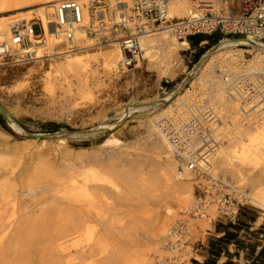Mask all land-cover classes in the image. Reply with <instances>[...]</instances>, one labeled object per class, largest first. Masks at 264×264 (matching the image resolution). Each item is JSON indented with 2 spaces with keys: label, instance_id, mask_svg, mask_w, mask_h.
I'll list each match as a JSON object with an SVG mask.
<instances>
[{
  "label": "bare ground",
  "instance_id": "bare-ground-1",
  "mask_svg": "<svg viewBox=\"0 0 264 264\" xmlns=\"http://www.w3.org/2000/svg\"><path fill=\"white\" fill-rule=\"evenodd\" d=\"M59 1L62 0H0V14L32 7L19 20L34 19L40 22L43 37L39 41L32 39L31 45L25 48L26 51H36L39 58L41 52L37 49L47 47L51 55H65L64 60L55 67L56 71L81 77L88 62L77 54L86 48V45H81L85 36L77 37L76 41L80 43L76 44L75 49L54 52L62 37L51 25L50 18ZM76 1L86 5L90 0ZM120 2L129 5L127 0ZM167 10L170 18L186 16L189 13V0H167ZM2 18L0 41H7L13 22H9L5 16ZM86 21L84 6L83 23ZM139 41V62L142 59L155 61L160 77L173 78L176 66L174 58L180 48H188L187 40H178L171 29L160 28L142 32ZM243 43L249 42L224 39L212 46L195 69L179 84V88L162 100L166 109H162L160 114L150 120L143 121V124L147 130L150 149L157 155L165 156L166 152L171 153L172 146L158 122L169 117V111L175 104H181L182 108V105L187 107L195 103L197 97L202 101L205 97L208 98L230 125L228 128L227 123H224L225 141L209 154V168L205 171L214 179L226 182L225 177H230L239 185L247 184L250 191L246 192L240 186L239 193L245 201L264 211V116H260L255 123L249 121L247 125L242 124L237 106L225 98L220 88L222 73L218 74L216 71L223 66L230 69L237 67L243 50L237 47ZM107 45L113 46V49L100 53L97 59L102 62L103 67L113 70L119 65L123 54L118 41L100 46ZM158 50L162 54L161 58L155 56ZM233 52H238V55L234 56ZM256 52L253 60L260 65V60H264V46L259 47ZM187 82L194 86L192 91L185 87ZM132 106L121 116L118 124L126 121ZM186 116L187 113L183 110L178 114L181 120L187 119ZM8 124L14 126L12 120ZM98 129L111 131L114 125ZM1 132L4 133L2 130ZM126 145L110 134L101 146L115 149ZM188 152H191V148L183 153V158L145 165L142 161L133 163L123 152L114 151L104 159H96L80 166L79 173L35 175L22 180L18 185L3 181L0 174V264H98L101 257L102 264H145L151 252L162 256L159 245L160 239L167 232V218L148 222L134 213L132 217L135 218L131 219L129 226L119 230L127 236L132 235L129 243L132 249L128 252L115 248L109 255L103 253L108 231L113 228V217L117 211L128 207L129 204L125 202L134 200L133 196H136L138 204L132 207L140 208L141 203L149 197L147 183L156 180L163 184L174 205L188 210L186 207L191 203L194 183V178L185 168L184 158H187ZM109 199H113V202L109 203ZM164 209L169 214L172 207L165 204ZM144 226L146 228L142 235L145 242L141 245L137 233L142 232Z\"/></svg>",
  "mask_w": 264,
  "mask_h": 264
},
{
  "label": "rangeland",
  "instance_id": "rangeland-1",
  "mask_svg": "<svg viewBox=\"0 0 264 264\" xmlns=\"http://www.w3.org/2000/svg\"><path fill=\"white\" fill-rule=\"evenodd\" d=\"M120 1L125 0H107V4L111 7L115 2ZM196 1L189 0V10L197 4ZM127 2L130 4L131 0H127ZM31 8L2 13L0 21L3 20V16L7 17L9 22H13L10 28L16 21L33 24L35 26L34 33L38 34L40 22L34 19L19 20L26 16L25 11ZM184 17L172 18L182 19ZM119 37H121L120 33L112 37L110 42L117 41ZM79 43L76 41V44ZM215 44L209 45L203 55ZM81 45H86V48L78 52L77 55L88 62L87 69L81 77L56 71L55 67L64 60L65 55H51L47 47L37 49L41 52L39 58H37V52L33 51L23 58L14 57L0 62V106L9 120L14 123L13 127L9 126L0 114V174H2L3 181L18 185L22 180L35 175L47 176L73 172L76 174L80 172V166L92 163L96 159H104L114 151L123 152L133 163L142 161L145 165L161 164L167 159H175L168 152L165 156L157 155L150 149L143 121L150 120L160 114L162 109H166V104L162 100L179 88V84L195 69L203 55L195 63H192L193 59L189 58L188 60L185 56L188 53L185 52L186 48H180L174 58L175 75L173 78H165L160 77L158 64L155 61L150 62L148 59H142L135 67L123 71L119 70V65L115 66L113 70H108L103 67L97 56L113 49V46L101 47V44L91 38L82 40ZM237 48H233V50ZM201 49L202 47L198 48L196 53ZM68 50L69 48L62 39L54 48V52ZM232 54L237 56L238 52ZM242 54L243 52L241 56ZM161 55L159 50L155 54L158 58H161ZM190 84L187 82L185 87L192 91L194 86H190ZM158 101V104L151 105ZM201 102L202 100L197 97L195 103ZM130 105L133 106L128 118L124 123L118 124L119 119ZM180 105H173L169 116L181 112L183 105L182 108ZM107 125H114V129L111 131L98 129ZM5 127L9 131L5 130ZM54 133L58 134L50 136ZM110 134L127 145L115 149L101 146ZM36 135H46V137L39 138L35 137ZM218 175L223 177L220 173ZM192 177L194 178L193 193L187 209L191 207L192 201L198 193L196 186L202 185L205 181L204 177L193 175ZM225 180L232 186H243L246 192L250 191L247 184L239 185L240 183L238 184L230 177H225ZM146 186L149 197H147L148 200L141 203L140 208L132 207L138 204L136 196H133L134 200L125 202V204H129L128 207L117 211L113 217V228L108 231L104 255H109L115 248L128 252L132 249L129 244L133 238L132 235L127 236L119 230L124 226H129L131 219L135 218L132 217L133 213L148 222L167 218L166 231L183 219L181 213L185 209L174 205L172 197L166 193L163 184L155 180L147 183ZM107 201L111 203L113 199ZM165 204L172 207L169 214L165 212ZM245 207L264 214L263 210L249 202ZM207 215L209 219L202 218L192 221L184 264H189V259L193 256L192 246H195L204 233L209 231L211 223L218 214L215 208L211 207ZM145 228L144 226L142 232L137 233L141 245L145 242L142 235ZM161 241L162 239H160ZM157 255L158 253L151 252L150 258L145 264H155ZM102 262L101 257L99 263L102 264Z\"/></svg>",
  "mask_w": 264,
  "mask_h": 264
},
{
  "label": "built area",
  "instance_id": "built-area-1",
  "mask_svg": "<svg viewBox=\"0 0 264 264\" xmlns=\"http://www.w3.org/2000/svg\"><path fill=\"white\" fill-rule=\"evenodd\" d=\"M196 2L188 15L174 19L168 17L167 0H131L129 5L115 2L111 7L107 0H90L86 5L76 0H62L55 5L50 20L69 50L76 48L79 36L108 44L120 33L117 41L123 54L119 63L121 71L135 67L139 62V36L144 31L168 28L178 40L196 35L210 39L218 36L216 44L224 39L248 41L238 44L243 48V54L237 67L223 66L217 73H222L220 88L225 98L237 106L241 123H255L264 116V60H260V65L253 60L258 48L264 46V0ZM84 6L86 23H83ZM34 27L24 21H16L11 26L7 41H0V62L31 53L25 48L31 45L32 39L39 41L43 37L41 23L38 34L34 33ZM182 110L187 113V119H179L178 113L161 119L158 126L170 142V154L175 159L183 158V153L191 148L184 158L185 168L195 177H204L205 181L196 186L198 193L191 207L181 213L183 219L165 233L160 244L163 255L156 257L155 264H184L192 221L207 218L211 207L222 218L234 221L240 208L248 203L239 193L240 187L214 179L205 171L209 168V154L225 141L224 123L229 128L230 122L225 121L216 105L206 97L201 103H193Z\"/></svg>",
  "mask_w": 264,
  "mask_h": 264
},
{
  "label": "crops",
  "instance_id": "crops-1",
  "mask_svg": "<svg viewBox=\"0 0 264 264\" xmlns=\"http://www.w3.org/2000/svg\"><path fill=\"white\" fill-rule=\"evenodd\" d=\"M201 36V38H204L203 41L196 44L195 43V36H191L189 38H192L191 41H189V38H187L188 42V48L185 49V52H188L185 56H187V59H195L196 56V50L198 48H203L205 45V41H209L208 37H205L203 35H196ZM242 208H248L247 211L249 216L253 218V221L250 223V227L248 229L249 232H252L246 239L245 246L249 247L252 246L255 249L254 256L261 250V248L264 247V214L261 212H258L257 210H254L249 207H242ZM227 222L234 221H228L221 216L217 215L215 220L211 223V226L209 228V231H206L204 235L198 240L197 244L195 246H192V253L193 256L189 259V264H205L209 257V250H210V244L214 242L215 240L221 238L224 236L225 232L224 228ZM220 230V231H217ZM222 230V231H221ZM243 231L239 232V237H241ZM249 243V244H248ZM238 252V256H234L229 261L232 262V264H252V257H247V252L243 250L247 249H241L238 250L237 247L233 244L228 246V251L230 253H233L234 251ZM227 261V258L222 253L221 257L217 260L216 264H225Z\"/></svg>",
  "mask_w": 264,
  "mask_h": 264
},
{
  "label": "trees",
  "instance_id": "trees-1",
  "mask_svg": "<svg viewBox=\"0 0 264 264\" xmlns=\"http://www.w3.org/2000/svg\"><path fill=\"white\" fill-rule=\"evenodd\" d=\"M191 39L192 38H189V41H191ZM194 39L196 44L204 40V38H201V36H195ZM218 40V36L214 37L213 39H209L207 45H204V47L198 51L192 63H195L203 55V53L209 48V45L217 43ZM4 129L9 131L6 127ZM247 209L248 208H240L234 220V223H226L224 228V231L226 232L224 236L210 244L209 257L205 264H216L217 260L219 259V257H221L222 253L227 258L225 264H232V262L229 260L232 259L234 256H238V252L237 250L233 253H230L228 251V246L231 244L235 245L238 250L247 249L243 251L247 252V257L253 258L252 264H264V247L261 248V250L254 256L255 249L252 246L246 247L244 245L246 239H249L248 236L252 234V232H249L248 229L250 227V223L253 221V218L246 214L248 213ZM240 231H243L241 237H239Z\"/></svg>",
  "mask_w": 264,
  "mask_h": 264
},
{
  "label": "water",
  "instance_id": "water-1",
  "mask_svg": "<svg viewBox=\"0 0 264 264\" xmlns=\"http://www.w3.org/2000/svg\"><path fill=\"white\" fill-rule=\"evenodd\" d=\"M233 41H237V40H233ZM151 105H155V103H153ZM0 114L5 119V121L9 123V118L7 117V115L5 114V112H4V110H3V108L1 106H0ZM54 135H56V134L54 133V134H51L50 136H54ZM35 137L43 138V137H46V135H40V136L36 135Z\"/></svg>",
  "mask_w": 264,
  "mask_h": 264
}]
</instances>
